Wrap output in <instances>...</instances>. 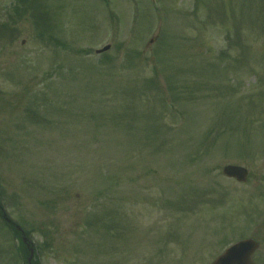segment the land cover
Listing matches in <instances>:
<instances>
[{
  "label": "rangeland",
  "instance_id": "374dc122",
  "mask_svg": "<svg viewBox=\"0 0 264 264\" xmlns=\"http://www.w3.org/2000/svg\"><path fill=\"white\" fill-rule=\"evenodd\" d=\"M17 4L0 0V200L31 260L210 264L253 237L264 264V0ZM3 222L0 264H28Z\"/></svg>",
  "mask_w": 264,
  "mask_h": 264
},
{
  "label": "water",
  "instance_id": "95a60500",
  "mask_svg": "<svg viewBox=\"0 0 264 264\" xmlns=\"http://www.w3.org/2000/svg\"><path fill=\"white\" fill-rule=\"evenodd\" d=\"M106 49H108V46L98 52ZM222 171L224 175L233 177L238 181L244 182L247 180L248 170L243 166L227 164L223 167ZM257 246L258 244L251 238L240 240L227 248L212 264H252L250 262V254ZM31 257L32 254L30 255L29 261Z\"/></svg>",
  "mask_w": 264,
  "mask_h": 264
},
{
  "label": "trees",
  "instance_id": "16d2710c",
  "mask_svg": "<svg viewBox=\"0 0 264 264\" xmlns=\"http://www.w3.org/2000/svg\"><path fill=\"white\" fill-rule=\"evenodd\" d=\"M22 2H24L25 0H20ZM15 12L18 13V9L16 7ZM1 203V200H0ZM0 216H1V211H0ZM11 227V230H13V232L16 234L17 237H19V242H20V249L21 251H23V253L28 254V247L26 246V244H24L21 240V234L20 232L12 225H9ZM37 262L34 261L33 264H36Z\"/></svg>",
  "mask_w": 264,
  "mask_h": 264
}]
</instances>
